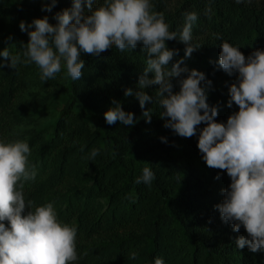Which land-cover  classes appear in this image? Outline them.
<instances>
[{
  "label": "trees",
  "instance_id": "trees-1",
  "mask_svg": "<svg viewBox=\"0 0 264 264\" xmlns=\"http://www.w3.org/2000/svg\"><path fill=\"white\" fill-rule=\"evenodd\" d=\"M1 2L0 50L8 47L11 55L23 60L28 35L20 31L19 23L27 26L47 16L55 24V14L69 8L72 0H57L51 12L42 11L36 0H29V7ZM150 11L163 14L169 30L176 32L182 29L186 13L197 15L191 44L200 47L181 67L201 71L212 81L207 103L218 105L216 121L226 122L238 110L235 104L227 107L228 85L236 74L229 76L219 68L220 43L239 47L245 57L264 49V2L253 6L234 0H181L168 8L166 0H151ZM166 46L178 50L170 67L184 57L185 45L174 39ZM81 58L84 68L79 80L65 75L58 94L51 95L52 104L61 103L60 110L25 140L36 177L23 182L26 200L35 205L52 202L58 219L76 227L74 264H154L157 257L164 264H264V251L236 247V238L247 235L245 229L235 232L221 220L215 206L223 200L221 189L228 187L230 178L224 170L206 165L197 137L183 138L165 128L160 109L151 102L145 104V110H152L146 123L135 96L125 97V88L138 90L147 59L142 45L123 52L113 46L98 57L82 54ZM38 77L34 64L0 68V140L12 136L18 97ZM158 87L144 91L155 98ZM113 99L133 113L134 125L105 122L103 114ZM92 149L98 155L89 159ZM145 166L155 174L150 186L135 183ZM131 252L136 259L129 258Z\"/></svg>",
  "mask_w": 264,
  "mask_h": 264
},
{
  "label": "clouds",
  "instance_id": "clouds-1",
  "mask_svg": "<svg viewBox=\"0 0 264 264\" xmlns=\"http://www.w3.org/2000/svg\"><path fill=\"white\" fill-rule=\"evenodd\" d=\"M56 3L48 0L41 10L51 12ZM150 9L151 0H72L69 8L55 14V24L49 23L47 16L35 18L27 26L21 21L20 31L28 35L22 46L23 60L5 47L0 58L9 63L0 61V68L34 64L39 79L45 82L54 79L63 67L65 75L76 81L84 68L82 54L98 57L113 46L123 52L142 45L147 59L138 90L125 88V97L135 96L146 123L151 121L152 110H145V104L151 102L160 109L165 128L183 138L197 137L206 165L224 170L230 178L228 187L221 189L223 200L215 207L233 231L245 229L247 235L236 238V247H247L253 253L264 251V49L245 57L239 47L220 43L219 68L229 76L236 74L228 85L227 107L235 104L238 110L226 122H217L218 105L207 103L212 81L201 71L181 67L200 47L191 44L197 15L186 13L182 29L176 32L169 30L163 14ZM174 39L185 45L184 57L169 67L178 50L169 49L166 41ZM173 79L178 91H173ZM152 85L159 86L155 98L144 91ZM111 104L103 114L108 125L119 121L132 126L137 122L120 102L113 99ZM202 123L205 126L199 127ZM160 139L167 143L165 137ZM29 155L26 141L0 140V264H74L78 260L76 227L58 219L52 202L35 205L24 197L23 182L36 177ZM97 155L98 150L92 149L89 159ZM154 179L152 169L145 166L135 183L150 186ZM136 255L131 252L129 258L136 259ZM154 264L164 261L157 257Z\"/></svg>",
  "mask_w": 264,
  "mask_h": 264
},
{
  "label": "rangeland",
  "instance_id": "rangeland-1",
  "mask_svg": "<svg viewBox=\"0 0 264 264\" xmlns=\"http://www.w3.org/2000/svg\"><path fill=\"white\" fill-rule=\"evenodd\" d=\"M181 0H166L168 8L174 7ZM236 1V0H234ZM48 0H36L39 7ZM264 0H242L241 3L260 6ZM29 7V0H3L4 4H18ZM65 78V69L62 67L60 73L54 79L42 82L39 77L29 83L24 92L19 95V114L18 122L12 132V136L8 141L23 140L37 127L43 126L51 121L61 108V103L52 104L51 95L58 94V88L62 85ZM173 89H177L178 85L172 81Z\"/></svg>",
  "mask_w": 264,
  "mask_h": 264
}]
</instances>
